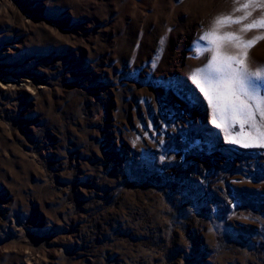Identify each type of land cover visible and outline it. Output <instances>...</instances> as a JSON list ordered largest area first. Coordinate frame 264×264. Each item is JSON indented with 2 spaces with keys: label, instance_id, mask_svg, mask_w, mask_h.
<instances>
[{
  "label": "rangeland",
  "instance_id": "374dc122",
  "mask_svg": "<svg viewBox=\"0 0 264 264\" xmlns=\"http://www.w3.org/2000/svg\"><path fill=\"white\" fill-rule=\"evenodd\" d=\"M260 20L259 0H0V264H264L259 113L206 81L264 66Z\"/></svg>",
  "mask_w": 264,
  "mask_h": 264
},
{
  "label": "snow or ice",
  "instance_id": "6c2138e0",
  "mask_svg": "<svg viewBox=\"0 0 264 264\" xmlns=\"http://www.w3.org/2000/svg\"><path fill=\"white\" fill-rule=\"evenodd\" d=\"M252 3H256L257 0H250ZM259 2L264 5V0H259ZM246 17H241L238 19H232L231 17H217L216 20L213 21V26H215L217 23H220L222 21H227L229 23H235L238 24L242 19H245ZM253 27H262L264 28V20H260L259 23L253 22L252 24L245 25L244 31H248ZM214 35V32L212 30H209L205 33H203L198 39L203 41L208 37H211ZM230 39H238V37L233 34L229 37ZM256 39H264V36L256 37ZM254 41L249 40L243 45L242 47L251 48ZM199 51V49H197ZM204 51H208L207 49H204ZM245 56L248 55V53H244ZM226 60L231 62L232 60H236L237 63H241L242 61L236 59V57L227 55ZM212 65V60L210 59L208 61V64L205 65L204 68L197 69L198 72H208L210 66ZM193 77H195V73L193 74ZM264 82V66L257 68L255 71H248L244 72L242 74V81L238 82L230 71L226 67H220L218 69L214 70V74L211 76L206 77L207 80L214 81L218 86L223 85V88L225 90L229 91H235V88L237 84L239 83L240 89L243 93V95L247 96L248 100L250 101L251 106L254 108L253 118L255 119V114L259 113V119L256 120V131L260 137H264V90H262L260 87H251L252 80ZM195 82V81H194ZM244 82H247L249 87H244ZM201 94L205 96V99L209 102V108L214 110V116L212 119V123L214 126L219 127L218 124H216L215 116L221 115L220 106L213 102V98L208 95L207 92H205L203 89H201ZM223 94H228L227 92ZM231 108L229 105L225 104L223 109V114L227 115L230 112Z\"/></svg>",
  "mask_w": 264,
  "mask_h": 264
},
{
  "label": "bare ground",
  "instance_id": "6f19581e",
  "mask_svg": "<svg viewBox=\"0 0 264 264\" xmlns=\"http://www.w3.org/2000/svg\"><path fill=\"white\" fill-rule=\"evenodd\" d=\"M1 51V50H0ZM15 76V75H14ZM9 82H7V85H10V84H8ZM9 87V86H8Z\"/></svg>",
  "mask_w": 264,
  "mask_h": 264
}]
</instances>
